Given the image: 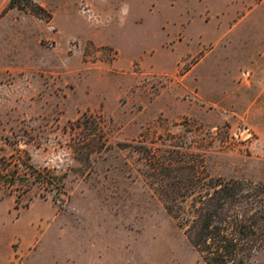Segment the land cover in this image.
I'll return each instance as SVG.
<instances>
[{"label":"rangeland","instance_id":"rangeland-1","mask_svg":"<svg viewBox=\"0 0 264 264\" xmlns=\"http://www.w3.org/2000/svg\"><path fill=\"white\" fill-rule=\"evenodd\" d=\"M1 16L0 155L24 148L64 187L0 191V264H204L156 168L264 184V0H12Z\"/></svg>","mask_w":264,"mask_h":264},{"label":"trees","instance_id":"trees-1","mask_svg":"<svg viewBox=\"0 0 264 264\" xmlns=\"http://www.w3.org/2000/svg\"><path fill=\"white\" fill-rule=\"evenodd\" d=\"M10 7L12 0L6 8ZM14 149L9 155H0V191L14 192L18 198L38 186L55 189L52 198L56 200L63 193V176L35 166L26 149ZM171 167L159 163L156 168L155 179L161 185L158 194L168 201L167 212L187 224V238L204 264H249L255 253L264 252V184L207 175L176 177L168 173ZM185 179L190 185L200 183L196 192L184 187ZM170 183L177 186L164 188ZM190 196V208L177 204Z\"/></svg>","mask_w":264,"mask_h":264},{"label":"crops","instance_id":"crops-1","mask_svg":"<svg viewBox=\"0 0 264 264\" xmlns=\"http://www.w3.org/2000/svg\"><path fill=\"white\" fill-rule=\"evenodd\" d=\"M9 4V0H1L0 1V18L8 11H6L2 16H1V13H3V11H5L6 7L8 6ZM9 9V8H8ZM9 12V11H8ZM193 53V52H192ZM202 59V57L194 64L192 65L190 68H188L187 70H185L182 74H181V77L182 78H185V77H188L189 74L193 73L196 69H197V65L200 63V60ZM169 75L171 76H175L176 74V69H174L173 71H168L167 72ZM200 74V73H199Z\"/></svg>","mask_w":264,"mask_h":264}]
</instances>
